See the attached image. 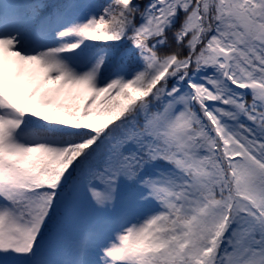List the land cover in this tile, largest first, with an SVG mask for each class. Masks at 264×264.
I'll return each instance as SVG.
<instances>
[{"label": "snow or ice", "instance_id": "1", "mask_svg": "<svg viewBox=\"0 0 264 264\" xmlns=\"http://www.w3.org/2000/svg\"><path fill=\"white\" fill-rule=\"evenodd\" d=\"M0 264H264V0H0Z\"/></svg>", "mask_w": 264, "mask_h": 264}, {"label": "trees", "instance_id": "2", "mask_svg": "<svg viewBox=\"0 0 264 264\" xmlns=\"http://www.w3.org/2000/svg\"><path fill=\"white\" fill-rule=\"evenodd\" d=\"M99 2H103V0H99Z\"/></svg>", "mask_w": 264, "mask_h": 264}, {"label": "rangeland", "instance_id": "3", "mask_svg": "<svg viewBox=\"0 0 264 264\" xmlns=\"http://www.w3.org/2000/svg\"><path fill=\"white\" fill-rule=\"evenodd\" d=\"M249 99H251V97L249 96Z\"/></svg>", "mask_w": 264, "mask_h": 264}]
</instances>
